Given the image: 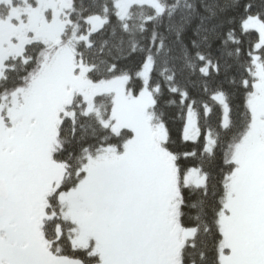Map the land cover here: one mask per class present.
<instances>
[{
    "label": "rangeland",
    "instance_id": "1",
    "mask_svg": "<svg viewBox=\"0 0 264 264\" xmlns=\"http://www.w3.org/2000/svg\"><path fill=\"white\" fill-rule=\"evenodd\" d=\"M11 1L0 0V4ZM128 3L129 0L116 1V11H124ZM135 4L155 10L156 4L161 5L158 0H133L132 5ZM69 8L70 0H18L17 5L10 6L6 16L0 17V73L5 59L21 55L27 43L41 40L49 47L58 46ZM87 22L89 32L100 20L93 17ZM243 28L255 30L259 35L256 44H264V25L257 17H247ZM84 37L81 39L86 40ZM151 65V59L143 65V88L133 95L125 79L91 82L87 77L89 66L75 61L73 45L69 43L58 48L27 87H20L0 100V177L12 184L21 178L18 175L21 156H29L30 161L31 152L43 148L46 158L52 160L50 154L59 146L58 126L63 117L73 116L72 105L78 96L85 104V112L92 113L96 96L111 95L112 131L128 129L132 136L122 150L105 148L87 160L77 187L59 193L57 203L53 201L60 220L54 222L52 231L46 230L48 238H67L74 250L87 249L89 255H96L99 262L95 264H179V250L193 234V229H183L178 224V172L165 146L166 130L153 120V93L148 87ZM253 74V90L247 101L252 121L232 151L235 167L228 176L223 203L228 213L221 217L222 224L229 221V213L233 214L241 201L243 230L235 239L233 227L227 229L224 248L229 252L222 253L220 264H264V214H259L264 211V59L257 58ZM224 113L223 104L225 123ZM186 117L183 135L196 137L195 115L187 113ZM44 162L53 176L43 178V184L54 189L63 171L46 159ZM203 181L204 176L194 169L183 177L185 185L200 186ZM14 201L12 197L0 201L7 211L0 221L1 230L6 219L21 222L19 210L24 207L22 203L17 207ZM258 221L260 227L254 232ZM19 225L17 230L23 233L27 226ZM3 231L11 239L6 240L0 231V255L12 253L18 263L11 261V264H27L23 262L27 257L22 255V245L11 234L13 231ZM13 243L16 247L6 250ZM41 243L46 245L45 241ZM30 252L35 255L29 254L35 259L31 262L44 264L32 247ZM49 254L58 264L77 263Z\"/></svg>",
    "mask_w": 264,
    "mask_h": 264
},
{
    "label": "trees",
    "instance_id": "2",
    "mask_svg": "<svg viewBox=\"0 0 264 264\" xmlns=\"http://www.w3.org/2000/svg\"><path fill=\"white\" fill-rule=\"evenodd\" d=\"M17 1L0 4V17L4 18L7 9L17 5ZM116 1L95 0L94 9L99 11L101 18L107 15L109 22L102 32L90 34L88 22L83 19L88 13L78 14L75 9L80 8L82 4L92 3V0H70V8L66 11L67 23L61 33L58 46L49 47L43 41L35 40L24 45L21 55L5 59L2 73L7 71L9 79L5 83L3 75L0 76V100L20 87H27L42 65L57 52L58 48L69 43L73 45L75 61H81L89 66L87 77L91 82L125 79L130 93L137 95L143 88L141 65L151 53L152 65L148 80V87L153 93L151 112L153 120L161 123L166 130L165 146L172 154L178 172L180 194L178 224L183 229H193L192 237L188 238L179 250V264H220L222 253L229 252L224 248V241L227 240L225 232L231 227L230 219L222 224L221 217L228 213L223 208V203L226 194L225 185L230 172L235 167L231 159L232 151L247 133L252 121L247 101L253 90L254 78L249 75L251 84L248 90L243 87L242 78L246 75L244 67L248 63L247 51L259 39L255 30L242 31L240 20L242 17H246L245 19L251 16L257 17L264 25V0H158L163 5V10L159 14H156V10L151 6L135 4L132 5L134 11L133 20L130 21L133 27L131 32H124L120 21L114 15L117 12ZM245 3L251 5V15L242 8ZM105 4L109 8L107 13L103 11ZM170 12L171 16H169ZM153 14H156L154 20L144 19L145 16ZM141 23L146 24L143 31L138 27ZM113 25L116 27L115 36L110 34ZM233 27L235 31L230 38L228 32ZM178 29L179 35H177ZM154 30L155 37H153ZM83 36H89L94 44L90 46L89 40L81 39ZM120 36L124 37L120 47L128 55L118 63L127 68L128 74H117L107 78V65L99 62L97 49L101 41L107 39L106 48L111 47L113 53H116L115 45L119 43ZM205 36L208 37L207 40L204 39ZM193 40L196 41L195 44L192 43ZM133 42L135 51L132 50ZM237 48L240 49L239 54L236 52ZM228 50H231L230 56L227 55ZM257 50L261 53L258 58L261 61L264 59V44ZM197 52H203L205 60H200L196 55ZM209 58L220 61L222 71L219 75L214 72L211 64L208 65V77L201 73V65ZM225 58L231 64V68L227 71L223 70ZM173 73H175L173 79L169 80L168 77ZM13 76L17 78L11 79ZM206 83L208 91H205ZM173 85L176 86L175 92L171 91ZM182 90L189 93V98H196L194 115L196 126L199 124L200 136L195 143L181 139V129L184 128L187 114V104H180ZM213 91L224 92L225 99L231 106L230 118L226 115L225 123L223 103L211 95ZM205 103L210 108L207 116H205ZM94 108L95 112L86 113L85 104L78 96L72 105L73 116L63 117L58 126L59 146L50 156L53 162L64 168V180L56 189V193L51 196V205L54 204V200L57 201L56 195L77 187L84 176L83 166L89 158L95 157L109 147L117 151L122 150L123 144L132 136V132L128 129H121L117 133L112 131L110 94L96 96ZM104 122L107 125H104ZM81 124L91 125L83 136L80 135L83 131L80 128ZM74 127L75 135L72 132ZM209 129L211 131H208ZM205 144L212 149L211 154L207 151L201 152ZM193 147L197 152L194 156H189L186 150ZM190 163L195 167L189 168ZM193 169L204 176V181L200 186L187 185L185 188L183 177ZM193 201L197 203L195 208L192 207ZM54 222H43L45 235L48 228L52 231ZM59 243L57 255L60 257L77 260L82 264L99 262V258L96 255H89L87 249L74 250L68 239ZM189 256L194 257V261L188 259Z\"/></svg>",
    "mask_w": 264,
    "mask_h": 264
},
{
    "label": "flooded vegetation",
    "instance_id": "3",
    "mask_svg": "<svg viewBox=\"0 0 264 264\" xmlns=\"http://www.w3.org/2000/svg\"><path fill=\"white\" fill-rule=\"evenodd\" d=\"M41 149L38 150L35 149L32 151L30 148V151H32L30 161L28 160L29 156H25L24 158H22L21 156V160L18 163L19 165L18 175L21 176L19 180L18 178L16 180H13L11 175V179L13 180V183L11 184L10 182V184H8L5 177H0L2 178L3 184L6 188V197L3 198L0 195V201L6 202L9 200V197L10 198L12 197V199H15L14 204L17 205V207L21 203L23 204L22 208L24 207V209L19 210V212L22 211V215L20 216L21 222L19 221L16 223V221L12 222L11 219H6V221L3 223L2 230L0 229V231H2V235L5 236L6 240L7 238L11 239L9 237L10 234L8 235V233L3 231V229L13 231L12 233L11 231L9 232L11 234H14V238L19 242L20 245H22L20 246V248H22L21 250L23 252L22 253L23 257L25 256L27 257V259L24 260L23 262L27 261V264L35 263V262H31L32 260L35 259H32L29 255L31 254L32 256H35L33 252L29 253V249L32 247L37 253L41 255V261L44 264H56V263L58 264L59 261H57L56 259H51L49 252L50 253L52 252L57 256L59 252L58 243L62 240L63 242H65L67 238L60 239L59 236L56 239L48 238L47 235H45L43 229V222L44 221L58 222L60 220L59 219L60 213L58 214V211H56V208H54L55 206L51 205L50 202H51V196L54 193H56V189L61 185L62 181L64 180L63 178L64 168L60 164L58 165L55 162L49 161L46 158L44 151ZM45 159L49 163L60 166L61 167L60 169H62L63 171V173L57 177L56 180L57 186L54 187V189L52 187H49V185L45 186L42 181L43 178H47V177L50 178L53 176L47 165H45L44 162ZM5 173L6 172H4L3 174L6 175ZM14 173L16 174V170L14 171ZM15 174L13 175V178L14 176L16 178ZM42 185L43 187H41ZM1 189L2 188L0 187V192ZM0 208L3 209V214L0 217V221H1L5 219L7 211L5 206L0 205ZM241 210H242V203L240 201L236 206V211L233 214L229 213L228 215L230 218L229 223L234 229L233 233L235 239H236V235H239L243 230V218L241 216ZM259 214H264V211L260 210ZM32 223H34L33 224L34 232H33ZM19 224H21V227L23 225L27 226L23 228L24 231L23 233L17 230L18 229L17 227H20ZM260 224L261 222L259 221L256 223L254 227V232H257V228L260 227ZM44 241L46 242L45 246L44 244L41 243V242L44 243ZM235 241L237 242V240ZM9 245H10L8 246L9 248H7L6 250H10L12 249V247H16L17 244L13 243ZM13 255L14 254L12 253L8 255L3 253V255H0V261L1 262L3 261V264H11V261H15L16 263H18L17 258ZM75 261L77 262L76 264H82L80 261L77 260Z\"/></svg>",
    "mask_w": 264,
    "mask_h": 264
},
{
    "label": "snow or ice",
    "instance_id": "4",
    "mask_svg": "<svg viewBox=\"0 0 264 264\" xmlns=\"http://www.w3.org/2000/svg\"><path fill=\"white\" fill-rule=\"evenodd\" d=\"M117 2H118V0H117ZM153 2H154V0H153ZM94 3H95V0H92V3H90V4H82L80 8L75 9V11L78 14L79 13H85V12L88 13L87 15L83 16L84 20H92L93 17H96L97 19L100 20V23L98 25H94L91 29H89L90 34H95V33H98V32H102V30L104 29L106 23L109 22V17L107 15H104L102 18L100 17L99 11H96L94 9V6H93ZM132 3H133V0H129L128 6L124 9V11H117V12L114 13L116 19L118 21H120V26H121V28L123 29L124 32H131L133 30V27L130 24V21L133 20V11H134V9H132ZM242 8L245 10V12L248 15H251V12H250L251 5L245 3V4L242 5ZM162 10H163V5L156 4V14L161 13ZM103 11L105 13H107L109 11V8H108L107 4L104 5ZM156 14L147 15V16L144 17V19L145 20H154ZM169 16H171V12L169 13ZM245 18L246 17H242L241 18V20H240L241 26L244 25ZM201 19H203V17ZM138 27H139L140 31H143L145 29V27H146V24L141 23V24H139ZM198 27H199V25H198ZM213 27L215 28V25H213ZM241 30L243 31V30H246V29H244L242 27ZM234 31H235L234 27L229 29L228 35H229L230 38H232V33ZM110 34L113 35V36L116 35V27H115V25H113V27L111 28V33ZM177 35H179V29L177 30ZM153 37H155V30L153 31ZM84 39L89 40V45L90 46L94 44V41L91 40L89 36H85ZM123 39H124L123 36H120L118 38L119 43H117L115 45V47L117 48V52L116 53H113L111 47H107L106 48V45H108V40L107 39H103L101 41V44H100L99 48L97 49L99 62L102 63V64L107 65V67H106L107 78H112V77L116 76L117 74H121V75H127L128 74L127 68L126 67H122L118 63L119 60H121L123 57L128 55V53H125L123 51V49L120 47V43L123 42ZM204 39L207 40L208 37L205 36ZM192 43L195 44L196 41L193 40ZM160 44L161 45L163 44V40L162 39L160 41ZM260 47H261V45H259V44L252 45L249 48V50L247 51L248 63L244 67V71H245L246 75H244L243 78H242V85H243V87L246 90H248L250 88V84H251V81L248 78L249 75H252L253 78H254V74L252 72V66L257 62V58H259L261 56V53L257 50ZM132 50L135 51V43L134 42H133V49ZM157 50H159V49H157ZM236 52H237V54H239L240 49L237 48ZM196 55H197V57L200 60H202V61L205 60V55H204L203 52H197ZM227 55H229V56L231 55V50H228ZM150 59H151V53H149L148 56L145 58V60L142 62L141 69L143 68V65L147 64ZM209 64H211L212 69L214 70V72L217 75H219L221 73L222 68L220 66V61H218V60L214 61L211 58H209L206 61V63L202 64L201 67H200V71L205 77L209 76V70H208V65ZM229 68H231V64L225 58V60L223 61V70L227 71ZM0 75H3V77L5 79V83H7L8 79H9L8 72L6 71L4 73H0ZM137 75H139V72L137 73ZM174 75H175V73H173L172 76H169L168 79L172 80ZM16 78L17 77H15V76L11 77V79H13V80H15ZM104 78L105 77H102V79H104ZM232 81L234 82V77L232 78ZM156 87L158 89L159 86L157 85ZM171 91H173V92L176 91V86L175 85H173L171 87ZM205 91H208L207 83L205 84ZM211 95L216 97L217 99H219L224 104V106H225V113L224 114L228 115L229 118H230L231 106L227 102V100L225 99V95L226 94L224 92H220V91H213V92H211ZM168 103H175V101H168ZM185 103L187 104V113H189V114L194 113L195 112L194 105L196 104V98L195 97L189 98V93L187 91L182 90V95L180 97V104L184 105ZM202 103H204V102L202 101ZM204 106H205V116H207L209 114L210 108H209V106L206 103H205ZM184 124H185V126L187 125V117H186V119L184 121ZM89 127H91L90 124H81L80 128L83 131L80 133V135L83 136L87 132ZM93 131H95V130L93 129ZM208 131H211V130L209 129ZM72 132H73L74 135L76 134V128L75 127L72 129ZM199 136H200L199 124H197V136L196 137L184 136L183 135V129H181V139H183L185 141L191 140L193 143H195V141L198 139ZM205 138H207V133H205ZM186 151H187L189 156H194L196 154V152H197V149L193 147V148H190V149H188ZM204 151H207V152H209V154H211L212 149L209 147L208 144H205L204 147L201 149L202 153ZM188 167L189 168H193V167H195V165L190 163L188 165ZM185 188H187V185H185ZM192 207H194V208L197 207V203L195 201H193ZM198 214L199 213H197V215ZM188 259H192L194 261V257H192V256H189ZM201 259H203V255H201Z\"/></svg>",
    "mask_w": 264,
    "mask_h": 264
},
{
    "label": "water",
    "instance_id": "5",
    "mask_svg": "<svg viewBox=\"0 0 264 264\" xmlns=\"http://www.w3.org/2000/svg\"><path fill=\"white\" fill-rule=\"evenodd\" d=\"M0 187L2 188L0 195L4 198V197H6V188L3 184V180H1V179H0ZM2 214H3V209L0 208V217L2 216Z\"/></svg>",
    "mask_w": 264,
    "mask_h": 264
}]
</instances>
